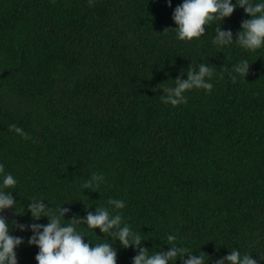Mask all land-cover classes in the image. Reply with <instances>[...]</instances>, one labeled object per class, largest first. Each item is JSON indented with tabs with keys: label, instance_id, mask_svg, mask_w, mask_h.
Segmentation results:
<instances>
[{
	"label": "trees",
	"instance_id": "trees-1",
	"mask_svg": "<svg viewBox=\"0 0 264 264\" xmlns=\"http://www.w3.org/2000/svg\"><path fill=\"white\" fill-rule=\"evenodd\" d=\"M181 2L0 0V164L18 180V204L4 217L24 241L18 264H37L28 226L48 222L28 212L34 197L64 203L65 220L122 199L117 211L150 252L167 251L174 233L208 264L233 248L264 264V48L213 44L217 27L235 40L249 19L242 8L199 39L177 40ZM241 60L248 73L233 82ZM202 62L215 66L211 92L163 103L157 86ZM93 173L104 183L83 189ZM86 227L85 242H109ZM112 246L117 264H133L138 248Z\"/></svg>",
	"mask_w": 264,
	"mask_h": 264
},
{
	"label": "clouds",
	"instance_id": "clouds-1",
	"mask_svg": "<svg viewBox=\"0 0 264 264\" xmlns=\"http://www.w3.org/2000/svg\"><path fill=\"white\" fill-rule=\"evenodd\" d=\"M168 6L171 7V0H168ZM237 8H242L249 19L242 21L235 40L231 30L217 27L213 44L224 48L235 42L242 49L250 52L264 48V0H235V2L182 0L172 12V20L176 25L174 28L176 39L192 41L194 38H201L205 34L206 25L222 24L224 19L230 17ZM249 65L247 60L233 64L229 73L232 81L235 82L237 76L245 78ZM214 68L215 66L204 62L196 67L190 65L186 70H181V75H186V79L177 76L175 80H169L174 82L172 86L158 85L157 87L163 92L160 95L162 102L176 107L187 102L186 92L201 89L211 92ZM10 130H14L23 139L29 138L21 127L10 125ZM104 181L105 177L102 174L93 173L82 187L83 189L98 188ZM17 184V178L6 172L4 166L0 164V211L15 209L18 203L14 201L12 192ZM44 200L34 197L27 205L33 220L39 221L44 217L48 221L46 224L33 223L28 226L32 235L27 243L38 248L35 255L37 264H117V251L112 246L117 240L122 248L126 249L130 246L138 248V254L133 257V264H173L177 259H180L182 264H208L209 260L205 261L204 253L201 252L198 256L192 255V251L176 242L178 237L174 233H169L166 237L169 245L167 251L150 252L146 247H141V242L146 239L133 231L124 222L122 214L117 211L126 207V202L122 199H108V206L97 207L95 213L88 212L81 220L76 218L65 220L64 216L69 209L62 207L64 203L52 206L42 202ZM64 221L71 222L64 223ZM78 225H87L86 228L93 231L98 228L109 242L95 245L89 240L85 242V235ZM11 227L10 222L0 216V264H18L15 250L24 241L21 237L11 234ZM19 229L24 231L25 226L19 225ZM261 258L264 259V255H261ZM215 264H257V261L252 253L242 254L239 249L233 248L229 254L216 260Z\"/></svg>",
	"mask_w": 264,
	"mask_h": 264
},
{
	"label": "water",
	"instance_id": "water-1",
	"mask_svg": "<svg viewBox=\"0 0 264 264\" xmlns=\"http://www.w3.org/2000/svg\"><path fill=\"white\" fill-rule=\"evenodd\" d=\"M3 214H5L6 217H9L10 215H12L11 208L4 209L3 211H0V216H2Z\"/></svg>",
	"mask_w": 264,
	"mask_h": 264
},
{
	"label": "flooded vegetation",
	"instance_id": "flooded-vegetation-1",
	"mask_svg": "<svg viewBox=\"0 0 264 264\" xmlns=\"http://www.w3.org/2000/svg\"><path fill=\"white\" fill-rule=\"evenodd\" d=\"M3 217H6L5 214L2 215Z\"/></svg>",
	"mask_w": 264,
	"mask_h": 264
}]
</instances>
